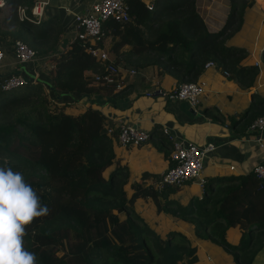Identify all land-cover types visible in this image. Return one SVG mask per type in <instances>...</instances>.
<instances>
[{"label":"trees","instance_id":"trees-1","mask_svg":"<svg viewBox=\"0 0 264 264\" xmlns=\"http://www.w3.org/2000/svg\"><path fill=\"white\" fill-rule=\"evenodd\" d=\"M34 1L0 6V39L12 45L22 40L37 55L49 56L48 85L28 78L12 90L0 87V166L22 172L49 209L26 226L24 247L36 254L37 264H74L64 243L76 240V264H200L202 246L231 251L235 264H251L264 245V185L253 170L205 176L202 196L183 203L173 195L181 185L157 186L160 174L149 182L132 179L128 165L119 162V127L106 129L108 112L94 106L70 112L49 91L100 94L115 102L128 89L120 73L113 83L100 76L109 60L92 55V45L137 67L154 64L177 83L199 82L212 61L249 87L258 66L243 64L247 50L228 40L256 1L230 0L223 26L209 31L196 0H127L126 20L108 18L104 36H76L62 48L57 16L40 23L18 17L17 7L29 11ZM263 113L264 97L242 116L248 114L249 126ZM158 143L166 155L167 136ZM169 158L171 166V150Z\"/></svg>","mask_w":264,"mask_h":264},{"label":"crops","instance_id":"crops-1","mask_svg":"<svg viewBox=\"0 0 264 264\" xmlns=\"http://www.w3.org/2000/svg\"><path fill=\"white\" fill-rule=\"evenodd\" d=\"M48 1L44 18L53 15L59 18L63 28L60 41L62 48L75 38L73 14L87 0ZM255 1L257 6L250 5L244 9L241 28L228 40L230 44L243 46L247 50L243 64L258 66L255 80L249 87L229 78L216 65L205 64L198 76L204 92L197 107L193 108L185 101L167 98L166 93L179 84L174 76L169 73L158 74L156 65L151 63L134 66L104 47L108 50L109 59L116 61L124 84L129 85L115 102H110L107 96L100 94L87 96L60 90H50L49 93L55 99L68 102L67 109L73 113L93 106L108 112L107 130L124 121L153 132L151 138L141 144L120 146L119 162L128 165L133 180L152 181L169 167L172 141L162 131L163 125L170 126L174 132L193 143L213 141L216 144L215 150L204 163V178L247 173L264 159V130L258 139L256 133L248 130V114L242 116L250 104L258 103L264 97V0ZM196 3L209 31L220 29L231 10L230 0H196ZM0 43L5 54L0 78L9 72L22 70L27 81L28 78L32 81L41 80L48 85V55L19 63L13 45L6 39H0ZM162 134L170 141V145H165L166 155L158 143ZM202 192L203 184L194 180L183 183L173 195L185 203L193 195L200 198ZM204 248L210 251L211 247H200L202 255ZM217 254L220 257L227 255L220 248ZM212 256V260L203 263L212 264L214 254ZM231 264H235L233 257ZM251 264H264V245L251 255Z\"/></svg>","mask_w":264,"mask_h":264},{"label":"built area","instance_id":"built-area-1","mask_svg":"<svg viewBox=\"0 0 264 264\" xmlns=\"http://www.w3.org/2000/svg\"><path fill=\"white\" fill-rule=\"evenodd\" d=\"M5 1L0 0V6H3ZM48 2V0H35L29 11L26 6L19 5L17 7L18 17L40 23L45 17V8ZM73 17L76 36L83 40H96L105 35L102 30L103 21L108 18L116 20H126L128 18L127 0H87L80 10L74 12ZM13 49L19 63H26L37 57L35 51L22 40H16ZM88 50L97 59L109 60L105 72L100 76L106 82L113 83L119 75V68L115 61L109 59L108 50L94 45L89 46ZM4 56L0 43V68L3 65ZM206 64L215 65L212 61ZM224 72L227 74L226 71ZM26 81L27 77L22 70L13 71L0 78V86L4 90H12L23 85ZM119 87L120 84H117V88ZM203 92L204 86L202 83L183 81L168 91L166 96L170 100L185 101L191 107L196 108ZM118 127V140L123 146L141 144L151 137L148 129L130 122H120ZM248 130L256 133V137L259 139L261 132L264 130V113L251 121ZM162 131L172 141L171 160L174 164L160 173L157 186L161 188L165 185H182L187 181L194 180L203 184L205 181L203 176L204 163L211 152L215 150L216 144L213 141H206L204 144L193 143L174 132L168 125H163ZM252 170L260 183L264 185V159L256 163Z\"/></svg>","mask_w":264,"mask_h":264},{"label":"clouds","instance_id":"clouds-1","mask_svg":"<svg viewBox=\"0 0 264 264\" xmlns=\"http://www.w3.org/2000/svg\"><path fill=\"white\" fill-rule=\"evenodd\" d=\"M48 212L22 172L0 166V264H37L36 254L24 247L26 226Z\"/></svg>","mask_w":264,"mask_h":264},{"label":"rangeland","instance_id":"rangeland-1","mask_svg":"<svg viewBox=\"0 0 264 264\" xmlns=\"http://www.w3.org/2000/svg\"><path fill=\"white\" fill-rule=\"evenodd\" d=\"M76 37V36H75ZM101 48H103V47H101ZM41 57H45V56H39V55H37V57L36 58H41ZM39 60V59H38ZM48 68V67H47ZM68 103V102H67ZM77 241L78 240H76V241H68L67 243L65 242L64 243V245H66V248H65V252L69 249L71 252H70V256H72L71 258H73V259H71V261L72 262H74V264H76L77 263V261L78 260H76V257H75V255H74V252H78L79 250H78V245H77ZM79 242V241H78ZM205 249V248H204ZM221 249V251L223 252V253H227V255H225L224 254V256H222V257H220V256H218V254H217V247H214V246H212L211 248H210V251L209 250H207V249H205V250H202L203 252H204V254L202 255V253H201V256H200V258H201V261L202 262H200V264H207V263H203V262H205V261H210V260H212L213 259V256H212V254H214V260L212 261V264H231V257H233L232 255V252L231 251H225L223 248H220ZM81 250V249H80ZM64 252V248H60V251H58V254H62ZM212 253V254H211ZM205 256V257H204ZM206 260H205V259Z\"/></svg>","mask_w":264,"mask_h":264}]
</instances>
